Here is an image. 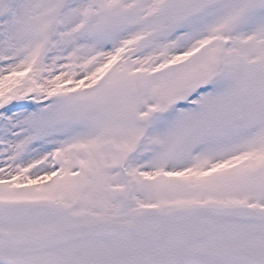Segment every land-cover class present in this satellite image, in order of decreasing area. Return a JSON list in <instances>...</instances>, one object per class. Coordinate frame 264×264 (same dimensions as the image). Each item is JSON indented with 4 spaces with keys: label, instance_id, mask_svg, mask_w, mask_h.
<instances>
[{
    "label": "snow or ice",
    "instance_id": "obj_1",
    "mask_svg": "<svg viewBox=\"0 0 264 264\" xmlns=\"http://www.w3.org/2000/svg\"><path fill=\"white\" fill-rule=\"evenodd\" d=\"M0 264H264V0H0Z\"/></svg>",
    "mask_w": 264,
    "mask_h": 264
}]
</instances>
